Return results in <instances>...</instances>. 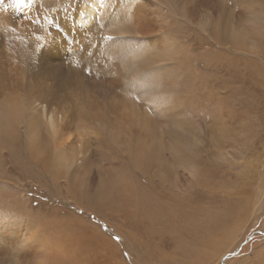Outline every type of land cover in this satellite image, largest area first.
<instances>
[{"label": "rangeland", "instance_id": "obj_1", "mask_svg": "<svg viewBox=\"0 0 264 264\" xmlns=\"http://www.w3.org/2000/svg\"><path fill=\"white\" fill-rule=\"evenodd\" d=\"M151 1L174 51L146 54L153 67L119 91L146 112L162 146L144 159L135 131L113 140L78 104L82 163L59 166L31 149L23 117L18 142L0 137V264H264V0H227L215 17L231 25L233 12H257L243 26L258 31L255 51L217 38L218 20L190 23L179 0ZM142 193L182 220L145 227Z\"/></svg>", "mask_w": 264, "mask_h": 264}, {"label": "bare ground", "instance_id": "obj_2", "mask_svg": "<svg viewBox=\"0 0 264 264\" xmlns=\"http://www.w3.org/2000/svg\"><path fill=\"white\" fill-rule=\"evenodd\" d=\"M226 1L179 0V5L190 23L204 27L216 20ZM151 8V0H0V137L18 142L24 117L32 150L53 154L59 166L82 163L84 134L74 126V109L81 104L113 140L123 131L130 138L135 131L141 138L133 137L134 152L145 159L162 137L146 112L119 90L153 67L146 54L174 51L162 35V13L154 9L155 17ZM232 18L231 25L225 17L216 20L217 38L255 51L258 31L243 26L258 22L260 15L240 11ZM40 124L47 140L41 139ZM182 142L176 138L172 146ZM142 194L136 206L145 227L154 225L161 232L180 222V211L171 203Z\"/></svg>", "mask_w": 264, "mask_h": 264}, {"label": "water", "instance_id": "obj_3", "mask_svg": "<svg viewBox=\"0 0 264 264\" xmlns=\"http://www.w3.org/2000/svg\"><path fill=\"white\" fill-rule=\"evenodd\" d=\"M236 253H237V251L236 252L229 253L225 257H227L228 255H235ZM225 257L223 259H225Z\"/></svg>", "mask_w": 264, "mask_h": 264}, {"label": "snow or ice", "instance_id": "obj_4", "mask_svg": "<svg viewBox=\"0 0 264 264\" xmlns=\"http://www.w3.org/2000/svg\"><path fill=\"white\" fill-rule=\"evenodd\" d=\"M21 2H23V0H21Z\"/></svg>", "mask_w": 264, "mask_h": 264}]
</instances>
